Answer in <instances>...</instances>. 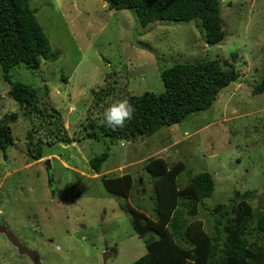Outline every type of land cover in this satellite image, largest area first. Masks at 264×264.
<instances>
[{"label":"rangeland","instance_id":"374dc122","mask_svg":"<svg viewBox=\"0 0 264 264\" xmlns=\"http://www.w3.org/2000/svg\"><path fill=\"white\" fill-rule=\"evenodd\" d=\"M218 1L225 36L209 44L198 18L142 26L134 11L110 10L104 0H29L58 58L42 60L36 70L11 67L8 79L30 84L39 95L46 88V99L61 111L70 137L77 129L74 123L87 113L94 115L99 87L104 86V92L114 79L125 86L123 93H160L162 69L212 57L233 63L239 73L211 106L150 136L134 142L81 137L43 146V156L32 160L21 149L33 122L8 95L10 85L0 66V119L18 112L9 123L15 145L0 149V216L21 243L37 253L40 264H130L142 256L145 243L123 205L151 212L153 198L148 194L153 186L142 169L149 157L184 162L178 174L183 184L186 172H209L214 188L202 199L205 206L227 204L235 192L251 190L250 204L264 209V91L252 93L264 67V0ZM69 110L79 113L73 122ZM105 149L108 157L94 173L89 160ZM125 171L132 173L137 187L135 183L126 196L107 191L101 176ZM208 215L198 206L194 216L207 232ZM35 263L0 233V264Z\"/></svg>","mask_w":264,"mask_h":264},{"label":"trees","instance_id":"16d2710c","mask_svg":"<svg viewBox=\"0 0 264 264\" xmlns=\"http://www.w3.org/2000/svg\"><path fill=\"white\" fill-rule=\"evenodd\" d=\"M104 1L110 10L134 11L142 26L153 21L198 18L206 42L218 44L225 36L218 0ZM236 57L233 53L230 58L234 60ZM57 58L58 53L53 51L29 0H0V66L10 85L8 95L25 109L33 122L21 149L25 157L32 160L43 156V146L78 141L81 137L134 142L150 136L163 126L179 123L190 113L208 108L217 93L239 77L233 63L212 57L196 62H177L162 69L160 77L164 91L160 93H123L125 86L114 79L104 92L105 87H99L94 115L87 113L74 123L77 129L70 137L63 125L61 111L46 99V88L44 94L39 95L37 88L11 82L7 75L11 67L24 65L36 70L42 60ZM263 91L264 67L261 80L253 87L252 93ZM121 100H127L135 111L123 129L113 130L104 122L103 113L111 104ZM17 114L11 112L0 119L1 150L15 145L9 123ZM107 157L108 150L105 149L89 160L94 173L100 172ZM184 168L181 160L170 164L163 157H149L144 161L142 169L150 175L149 183L153 186L148 194L153 198L151 212L146 214L144 209H139L140 206L131 207L129 203L123 205V210L130 215L133 230L143 238L147 250L130 264H264V209L250 204L253 191L247 190L240 195L237 191L227 204L205 206L201 201L210 196L214 188L211 174L207 171L193 175L186 172L187 181L183 184L178 174ZM101 182L107 191L120 196L131 193L138 184L132 173L126 171L112 176L103 174ZM149 183L146 181V185ZM139 186L140 189L144 186L143 181ZM198 206L209 214V232L201 220L194 217Z\"/></svg>","mask_w":264,"mask_h":264},{"label":"clouds","instance_id":"9594fccd","mask_svg":"<svg viewBox=\"0 0 264 264\" xmlns=\"http://www.w3.org/2000/svg\"><path fill=\"white\" fill-rule=\"evenodd\" d=\"M73 113L74 110H69ZM135 109L127 100H121L111 104L103 113V120L113 130L123 129L125 122L133 117ZM70 114V112H69ZM53 180L50 177V181Z\"/></svg>","mask_w":264,"mask_h":264},{"label":"water","instance_id":"95a60500","mask_svg":"<svg viewBox=\"0 0 264 264\" xmlns=\"http://www.w3.org/2000/svg\"><path fill=\"white\" fill-rule=\"evenodd\" d=\"M77 117H79V113L77 111H74L68 116V120L70 122H73ZM0 233L4 234L6 238L18 249V252L20 254H27L29 255L32 260H34L36 263L35 264H40L38 261V256L35 251L29 250L26 248L21 241L15 236L12 231L10 230L9 226L7 223L4 221L3 218L0 217Z\"/></svg>","mask_w":264,"mask_h":264},{"label":"flooded vegetation","instance_id":"af4514ba","mask_svg":"<svg viewBox=\"0 0 264 264\" xmlns=\"http://www.w3.org/2000/svg\"><path fill=\"white\" fill-rule=\"evenodd\" d=\"M55 185V183H54V180H51V183H50V186H54ZM51 192H53L52 190H51ZM1 217V216H0ZM2 218V217H1Z\"/></svg>","mask_w":264,"mask_h":264}]
</instances>
